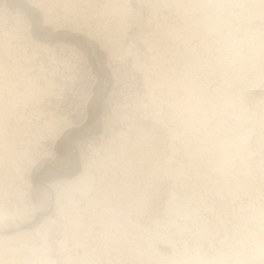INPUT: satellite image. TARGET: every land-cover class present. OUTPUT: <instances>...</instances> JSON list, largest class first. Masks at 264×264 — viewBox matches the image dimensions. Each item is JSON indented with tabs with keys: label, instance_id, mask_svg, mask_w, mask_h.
I'll return each instance as SVG.
<instances>
[{
	"label": "rangeland",
	"instance_id": "rangeland-1",
	"mask_svg": "<svg viewBox=\"0 0 264 264\" xmlns=\"http://www.w3.org/2000/svg\"><path fill=\"white\" fill-rule=\"evenodd\" d=\"M21 1L38 8L43 34L87 27L96 52L45 48L30 12L0 0V230L36 210L23 219L29 232L0 239V264H264V68L247 73L264 38L256 0ZM28 82L42 96L15 105L9 86ZM104 85L98 125L83 131ZM230 85L250 126L216 115ZM70 122L76 134L57 138ZM225 138L237 140L228 166L213 146ZM46 153L51 165L37 170ZM79 164L90 166L89 190L55 185L39 208L45 185Z\"/></svg>",
	"mask_w": 264,
	"mask_h": 264
},
{
	"label": "bare ground",
	"instance_id": "bare-ground-1",
	"mask_svg": "<svg viewBox=\"0 0 264 264\" xmlns=\"http://www.w3.org/2000/svg\"><path fill=\"white\" fill-rule=\"evenodd\" d=\"M13 1H15L16 3H18L19 5H21L24 9H26L27 11H29L30 12V14H31V16H33V19H34V21H35V32H36V35H38V37L42 40V42L43 43H41V44H43L44 46H45V48H47V49H49L50 48V46L52 45V44H50L49 43V41H52V42H57V41H60V40H63L62 42H65V41H67L66 43H64V44H75V45H77L76 43H82L83 45H88L89 46V48H91V49H93L92 51H93V53H95L96 51H95V45L91 42V41H89L90 39L92 40V38H91V36H90V33H88L86 30H83V29H88L86 26V28H84V26L83 25H74V26H72V27H68L67 28V26H65V27H63V28H61V29H57L58 31H55V33L54 34H43L41 31H42V29H41V25H40V21H39V18H40V16L41 15H39L40 13L39 12H37V9H35L30 3H28L27 1V3L29 4V5H27V3L25 2V1H21V0H13ZM236 1V0H235ZM240 1V0H239ZM251 1V0H250ZM24 3V4H23ZM241 3V2H240ZM255 3H257V8H259V11H260V15H263V12H264V0H256L255 1ZM254 3V4H255ZM256 5V4H255ZM40 8V7H39ZM40 10V9H39ZM42 10V9H41ZM256 10H258V9H256ZM258 11V12H259ZM45 13V12H44ZM42 14H43V12H42ZM45 17V16H44ZM46 19H44V21H45ZM48 20V19H47ZM51 21V20H50ZM44 23V22H43ZM45 25V24H44ZM87 25V24H86ZM68 26H70V25H68ZM124 31V30H123ZM127 34V33H126ZM264 36V35H263ZM259 37V40H260V38H261V41L257 44V45H255V46H253L252 47V50H253V55H254V59L252 60V62H250V65H249V70H247V73H249L250 71H251V73H252V70H255V71H260V69L262 70L263 68H264V38L262 37V36H258ZM46 38H48V39H46ZM100 39V38H99ZM105 39V38H104ZM123 39V38H122ZM113 41V40H112ZM40 42V41H39ZM71 42H73V43H71ZM85 45V46H86ZM65 46V45H64ZM64 46H62V47H64ZM68 46V45H67ZM61 47V46H60ZM73 47V46H72ZM103 47V46H102ZM65 48V47H64ZM64 48H61V49H64ZM71 48V47H70ZM44 49V48H43ZM129 49V48H128ZM54 50V49H53ZM73 50V49H72ZM126 51H128V50H126ZM125 51V52H126ZM129 54H130V52H128ZM53 55V54H52ZM116 57V56H115ZM87 60H88V63H89V65L91 66V68H93V66H92V63L93 64H96V66H98V69L100 70V73L102 72V70H103V72L107 75V68L105 67V66H102L101 65V61H100V59H99V57H98V55H96V54H94V56H92V63H90L89 62V58L87 57ZM120 60V59H119ZM156 60V59H155ZM65 62V61H64ZM58 64V63H57ZM120 64V63H119ZM137 65V64H136ZM41 68V67H40ZM51 68V67H50ZM236 71V70H235ZM92 74V73H91ZM240 73H238V75H236V77L235 78H237V80H238V82H240V86H241V84L242 83H247V81H248V78H247V75H245L244 77H242V76H240L239 75ZM259 74V73H258ZM95 76V79L97 78V76H96V74H95V72H93V74H92V76ZM234 79V78H233ZM233 79H231V80H233ZM259 79V78H258ZM27 80V79H26ZM236 80V81H237ZM45 81V80H44ZM255 81V80H254ZM229 82V81H228ZM228 82H227V84L226 85H228ZM232 81H230V83H231ZM249 82V81H248ZM25 83V82H24ZM23 83V84H24ZM31 85H30V84ZM35 83V82H34ZM39 83V82H38ZM50 83V82H49ZM48 83V84H49ZM105 83H106V81H105ZM233 83V82H232ZM257 83V82H256ZM28 84L29 85H27L26 87H25V89H24V91L23 92H19V91H17V87H15L14 85H10L9 86V88L10 89H8V90H10V91H12V92H14L17 96V98H16V100H15V98H14V100L15 101H13V103L16 105V103H17V101L19 102V101H22L23 100V98H24V102H25V100H26V102L27 101H31V100H33V102H36L37 101V99H39V96H42V95H39V93H37V91L35 90V88H34V84L32 85V83L31 82H28ZM159 84V83H158ZM234 84V83H233ZM22 85V84H21ZM106 85V84H105ZM103 86L104 87V89H103V91L100 93V95H99V97L97 98V100H96V102L94 103V106L92 107V120H91V122L89 123V125H87V126H85L82 130L84 131V130H88V131H92L93 129H95L96 127H97V125H98V122H97V107H98V105L100 104V101H101V98L103 97V95L105 94V91H106V86ZM36 86H37V84H36ZM49 86V85H48ZM8 87V86H7ZM39 87V86H38ZM47 87V86H46ZM45 87V88H46ZM230 88H229V90H227V92H226V95L225 96H223L221 99H220V101H219V105L221 106V108H219L220 110H218V111H216V113L218 112V114H216L217 115V117H219L221 120H222V114L225 112V111H229L230 112V110H231V114H232V111H233V113H234V115H236V118H235V116H233L235 119H237L236 121L238 122L237 124H239V126H240V128H243V127H247L251 122H252V116L253 115H251L252 114V112H250L249 110H248V107H247V105H246V102H244L242 99H240V98H238L239 96H238V94H237V92H235V91H239L238 89H239V87H237V88H235L233 85H230L229 86ZM233 87H234V89H233ZM45 88H40V94L42 93V94H47V91H48V89L46 88V90H45ZM50 88V87H49ZM226 88H227V86H226ZM39 89V88H38ZM9 91V92H10ZM39 91V90H38ZM92 92V91H91ZM93 93V92H92ZM45 95H43V96H45ZM91 95H93V94H91ZM14 96V95H13ZM152 96V95H151ZM47 97V96H46ZM21 98H22V100H21ZM41 98V97H40ZM43 98V97H42ZM41 98V99H42ZM20 99V100H19ZM34 100H36V101H34ZM39 101V100H38ZM10 102H12V101H10ZM248 102V101H247ZM8 103V102H7ZM37 103V102H36ZM25 104V103H24ZM171 104V103H170ZM217 104V103H216ZM6 106V105H5ZM169 106V105H168ZM218 106V105H217ZM213 107V106H212ZM38 111V110H37ZM2 112V111H1ZM13 113V112H12ZM43 114V113H42ZM215 115V114H214ZM233 115V114H232ZM87 116V115H86ZM56 118V117H55ZM54 118V119H55ZM19 120V119H18ZM22 120V119H21ZM158 120V119H157ZM57 121V120H56ZM52 123H53V121H52ZM60 123V122H59ZM64 123V122H63ZM47 124V123H46ZM50 124V123H49ZM58 124V123H57ZM52 125V124H51ZM60 125V124H59ZM79 125L80 124H75V123H73V122H70L69 123V125H67L65 128H63L64 130L61 132V131H58V132H61V134L59 135V137H57V138H63V137H66V136H71V137H73V135L74 134H76V129L79 127ZM221 125V124H220ZM47 126V125H46ZM53 126L55 127V124H53ZM53 126H51L50 128H49V130H53L54 128H53ZM61 126V125H60ZM219 126V125H218ZM238 126V125H237ZM250 126V125H249ZM6 127V126H5ZM222 126H220V128H221ZM38 128V127H37ZM219 129V128H218ZM229 129V128H228ZM247 129V128H246ZM57 130V129H56ZM215 130V129H214ZM216 130H217V128H216ZM221 130V129H220ZM243 130V129H242ZM251 130V129H250ZM3 131V130H2ZM224 132H225V130H223ZM230 131V130H229ZM229 131H228V133H229ZM78 132H80V131H78ZM217 132H218V134L221 132H219V130H217ZM223 132V133H224ZM82 133V132H81ZM222 133V134H223ZM226 133V132H225ZM55 134V136H56V133H54ZM217 134V135H218ZM224 136H226V135H224ZM224 136H222L221 135V137H224ZM35 137V136H34ZM53 137V136H52ZM51 137V138H52ZM238 137V136H237ZM39 138V137H38ZM219 138V137H218ZM56 139V138H55ZM217 139V138H216ZM224 139V138H223ZM222 139V140H223ZM227 139H229L228 137H227ZM239 139H240V135H239ZM221 140V139H220ZM225 140H226V138H225ZM223 140V141H219V139L217 140V141H215V143H214V149H216V147H218V149H220L222 152H224V153H222V154H224V158H222L223 159V165H226V166H228L230 163H231V160H232V157H233V150H232V148H231V146L232 145H234V144H236L237 145V140H236V142L234 143V144H230L231 142L230 141H233V138L230 140L229 139V142L226 140ZM36 143V142H35ZM233 143V142H232ZM236 145H235V147H236ZM219 151V150H218ZM237 151V150H236ZM239 152V151H238ZM51 153V152H50ZM54 153V152H53ZM235 153V152H234ZM237 153V152H236ZM235 153V154H236ZM26 154V153H25ZM52 154V153H51ZM51 154H48V153H46L45 155H44V158H43V160H37V161H35V164H34V166L36 167V169L37 170H40V168H43L45 165H47V164H50L51 165V160H53L54 159V154H53V158H51L50 156H51ZM226 155V156H225ZM71 157L72 158H70L69 157V159L64 163V165H63V168L65 169V168H68L69 166H71L73 163H75V162H72L73 161V156L71 155ZM29 158H30V156H29ZM34 159V158H33ZM48 159H50V160H48ZM72 159V160H71ZM75 160V159H74ZM34 162V161H33ZM222 164V163H221ZM80 165V164H79ZM103 165V164H102ZM232 165V164H231ZM170 167L172 168V170H174L175 172H177L178 171V168H176L175 169V164H171L170 165ZM220 167V166H219ZM70 168V167H69ZM73 168V167H72ZM80 170L78 171V173H76V175H74L73 177H71V178H66V179H64L63 181H57L56 183H52V184H46L45 185V187H44V192H45V194H43V195H45V197H46V199H47V201L48 202H44L45 200H42V202L39 204V208H41V209H44L45 207H46V204L48 205V203H49V201H50V199H51V193L53 192V190L54 189H52L51 187H54L55 185L56 186H63V188H62V190L64 189V191L65 190H68L69 191V189H71V191L72 190H76V189H80L81 188V190L83 189H85V192H86V190L88 191L89 190V188L91 187L89 184H88V181H91V178H93V177H91V174H90V171H89V169H90V166L89 165H87V164H82V165H80ZM170 168V169H171ZM221 168V167H220ZM71 169V168H70ZM74 169V168H73ZM217 169V168H216ZM228 169V168H227ZM34 170V169H33ZM57 171V170H56ZM51 172H53V171H51ZM179 172V171H178ZM221 172V171H220ZM181 174V173H180ZM92 182V181H91ZM82 186H84V188H82ZM60 187V188H61ZM56 188V187H55ZM92 190V189H91ZM60 191H61V189H60ZM67 191V192H68ZM90 192V191H89ZM61 193V192H60ZM71 194V193H70ZM59 195V194H58ZM58 198H59V196H57ZM24 199V198H23ZM43 199H44V197H43ZM181 206V205H180ZM173 208H175V212H176V210H177V215H178V212L179 213H183V216H185L184 215V212H181V211H179V210H182V209H180L179 208V204H176L175 202H173ZM26 209V208H25ZM24 209V210H25ZM38 210V209H37ZM25 211H27V212H25L24 213V215L23 216H20V217H18V218H14V220L17 222H21V224L19 223V226H18V222L16 223L17 224V226L19 227H17L16 228V226L14 225L15 223H12L11 222V224H13L12 225V227H13V229H11L12 227L11 226H7V227H10V228H7V230H5V231H12V230H15L16 231V233H13V234H6L5 233V231H3V230H0V239L2 240H4V239H8V238H12V237H18L19 235H22V234H25L26 232H29V230H27L26 229V227H25V225H26V223H25V221L27 220V218H29V217H32L33 216V214H34V212L36 211H34V210H30V208L29 209H27V210H25ZM40 211V210H39ZM38 212V211H37ZM19 213V212H18ZM39 213V212H38ZM35 214H36V212H35ZM180 215V214H179ZM17 216V215H16ZM19 216V215H18ZM182 216V215H181ZM0 218H2V217H0ZM26 219V220H24L23 221V219ZM31 219L32 218H30V221H31ZM49 221V223H50V221H51V218H47L46 219V221ZM0 221H1V219H0ZM54 221V220H53ZM10 224V220H9V222H7L6 224H5V226L6 225H9ZM40 226V225H39ZM38 226V227H39ZM4 228H6V227H4ZM36 229H37V227H36ZM37 230H39V229H37ZM159 230V229H158ZM35 231V230H34ZM159 233V232H158ZM156 234V233H155ZM20 237V236H19ZM168 241V240H167ZM2 245V244H1ZM186 257V256H185ZM190 258V257H189ZM191 260H193V259H191ZM191 260H189V259H184V262L182 263V264H191ZM2 261V260H1ZM182 261H183V259H182Z\"/></svg>",
	"mask_w": 264,
	"mask_h": 264
},
{
	"label": "flooded vegetation",
	"instance_id": "flooded-vegetation-1",
	"mask_svg": "<svg viewBox=\"0 0 264 264\" xmlns=\"http://www.w3.org/2000/svg\"><path fill=\"white\" fill-rule=\"evenodd\" d=\"M101 73H102V74L104 73V72H103V70H102V72H101ZM104 74H105V73H104ZM105 75H106V74H105ZM104 83H105V82H104Z\"/></svg>",
	"mask_w": 264,
	"mask_h": 264
}]
</instances>
